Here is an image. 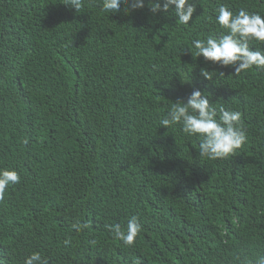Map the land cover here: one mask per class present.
<instances>
[{
    "label": "trees",
    "instance_id": "1",
    "mask_svg": "<svg viewBox=\"0 0 264 264\" xmlns=\"http://www.w3.org/2000/svg\"><path fill=\"white\" fill-rule=\"evenodd\" d=\"M144 2L111 14L102 0H82L79 11L66 0H0V168L20 177L0 200L3 264L31 252L48 264H254L264 255V68L236 74L191 45L226 32L220 4L264 16V0H194L187 25ZM193 87L217 110L241 113L247 140L230 156L200 157L197 137L160 127ZM131 216L142 228L126 246L108 226Z\"/></svg>",
    "mask_w": 264,
    "mask_h": 264
},
{
    "label": "clouds",
    "instance_id": "2",
    "mask_svg": "<svg viewBox=\"0 0 264 264\" xmlns=\"http://www.w3.org/2000/svg\"><path fill=\"white\" fill-rule=\"evenodd\" d=\"M65 5L79 11L82 0H66ZM124 8L125 13L145 7L144 0H102L105 12L116 14ZM148 10L152 14L158 12L172 14L179 25H187L196 10L194 0H149ZM216 23L226 30L225 33L209 35L204 39L191 41L196 57H202L205 62H211L220 67L231 66L234 73L252 68H264V50H254L249 47V41L254 40L264 44V16L257 12L240 9L234 14L225 4L216 9ZM223 74V73H222ZM201 75L211 79V72L202 69ZM160 127L170 128L180 125V131L188 137H197L198 155L209 160L222 159L233 154L247 140L239 111L220 107L218 110L210 104L209 96L199 88L193 87L186 100L177 99L159 120ZM19 174L14 169L0 168V200L4 199L6 189L19 183ZM77 231L86 228V224L73 226ZM114 237L126 246L133 245L141 231V224L136 216L127 220L125 227L119 224L109 225ZM68 241H65L67 244ZM95 243V241H92ZM0 264H3L0 261ZM23 264H48L39 252H31ZM254 264H264V255H259Z\"/></svg>",
    "mask_w": 264,
    "mask_h": 264
}]
</instances>
